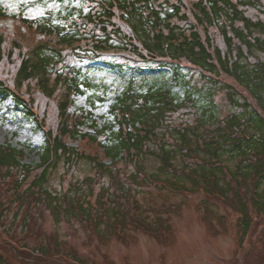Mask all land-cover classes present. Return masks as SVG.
<instances>
[{
    "label": "trees",
    "instance_id": "1",
    "mask_svg": "<svg viewBox=\"0 0 264 264\" xmlns=\"http://www.w3.org/2000/svg\"><path fill=\"white\" fill-rule=\"evenodd\" d=\"M78 1L80 7L58 14L14 17V30L0 24V102L11 99L45 134L38 162H26L24 149L0 144V194L5 188L7 195H0V219L13 212L22 231L40 237L52 217L107 240L142 230L165 243L171 220L145 215L140 198L153 185L204 192L210 217L211 200L221 201L240 215L244 242L264 218V0ZM116 58L130 63L132 74L165 68L170 76L145 92L132 84L111 106L114 120L99 124L92 110H73L75 97L91 85L83 65L123 69ZM186 70L206 81L208 100L195 123L172 118L189 102L198 107L200 88L187 81ZM177 85L188 86L183 98L172 93ZM219 90L232 106L226 116L213 100ZM149 156L158 162L155 171ZM81 164L93 175L77 178ZM59 165L58 189L51 179ZM52 236L32 250L88 264L58 232ZM0 264L12 263L0 255Z\"/></svg>",
    "mask_w": 264,
    "mask_h": 264
},
{
    "label": "rangeland",
    "instance_id": "2",
    "mask_svg": "<svg viewBox=\"0 0 264 264\" xmlns=\"http://www.w3.org/2000/svg\"><path fill=\"white\" fill-rule=\"evenodd\" d=\"M1 3L8 18L0 19V23L12 30V17L23 14L28 18H42L49 13L63 12L67 6L74 8L82 5L78 0H1ZM123 60L114 59L118 65L123 64V69L102 62L83 65V75L89 78L91 85L84 88L85 93L75 97L74 111L92 110L99 124L112 122L114 118L111 115V106L132 84L136 90L145 92L149 88L162 85L164 77L170 76L165 68L144 69L141 75L132 74L127 66L130 63ZM186 79L196 88H200L195 98L198 107L189 102L187 108L172 114V118L175 122L195 123L198 121L199 105L208 100L205 89L202 88L206 81H203L198 71L193 70H186ZM184 86L186 87L177 85L172 93L183 98L188 87ZM213 100L217 113L221 116H226L232 111L224 91L215 93ZM0 119V144H12L24 149L26 162H38L39 147L43 146L45 141L44 132L37 129L34 122L24 118L22 111L14 107L11 99L0 102ZM90 124L91 122L85 126L86 130ZM146 162L149 170L155 171L158 162L150 156ZM63 167L59 165L52 173L51 184L58 189ZM76 174L77 178L81 179L86 175H93V171L88 165L81 164ZM2 194V199H6L5 188L2 189L0 195ZM140 198L145 215H150L151 219L162 215L171 220L173 227L170 240L164 243L139 230L129 231L126 240L108 236L112 240L110 241L89 234L79 224L74 225L75 227H70L65 222L57 225L52 217L47 218L42 228L44 233L40 237L39 233L28 234L22 231V222L16 220L12 212L0 219V255L4 261L12 264H78L71 260L40 257L32 250L41 242H49L52 235L58 232L59 239L88 264H264V238L259 236L264 228L263 217L253 226L248 238L240 243V215L224 206L221 201L213 199L211 210L215 211V214L210 217L203 203L208 199L204 192L188 195L149 185L141 191Z\"/></svg>",
    "mask_w": 264,
    "mask_h": 264
}]
</instances>
